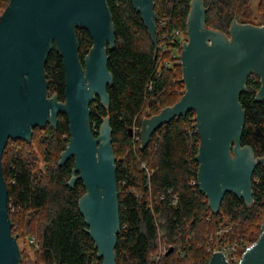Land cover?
<instances>
[{
    "label": "trees",
    "instance_id": "obj_1",
    "mask_svg": "<svg viewBox=\"0 0 264 264\" xmlns=\"http://www.w3.org/2000/svg\"><path fill=\"white\" fill-rule=\"evenodd\" d=\"M191 1L154 0L158 48L161 49L163 34H168L170 39L178 31L187 35ZM9 2L0 0L1 13ZM204 2L209 8V28L228 34L235 19L246 23L249 18L250 0ZM107 4L113 17L116 39L115 48L107 52L113 85L107 89L110 98L108 108L103 107L99 98L91 104L90 126L97 137L104 118H110L112 145L117 158L121 220L116 247L117 264H184L191 257L196 264H210L211 255L196 248L207 234L201 235L205 221L217 228L228 222L237 237L247 238L261 219L262 232L264 165H259L253 175L254 202L251 207L235 194L227 193L220 212L214 214L198 186L196 156L200 138L196 113L190 112L160 127L147 147L141 150L143 120L175 105L186 91L182 65L172 57L176 48L173 43L164 53L159 51L155 60L152 37L130 0H107ZM160 21H166L167 25L162 27ZM76 32L83 63L93 41L87 30L77 29ZM45 75L49 83L48 95H56L59 101L65 102L64 60L55 45L48 55ZM260 89V77L252 73L247 92L240 97L246 112L242 145L250 146L256 157H264V99L257 101ZM37 131H43L46 161L51 163L46 170L37 169V158L25 149L30 144L22 140L10 139L2 158L9 215L13 223L12 235L17 239L20 235L18 228L39 226L36 239L38 264H101L95 242L87 233L85 217L79 209V200L87 192L84 182L78 181L73 188L68 186L75 159L59 165L61 154L71 139L68 117L60 114L56 129L51 124L45 129H34L32 139ZM17 142L22 143L24 149L22 146L12 148ZM143 163L150 169V175L143 168ZM11 208L15 212H11ZM195 235L200 239L197 242ZM163 238L175 251L157 262L159 242ZM234 238L229 237L228 240L234 241ZM177 246L184 250L185 257L176 256ZM21 256L19 264H23Z\"/></svg>",
    "mask_w": 264,
    "mask_h": 264
},
{
    "label": "water",
    "instance_id": "obj_2",
    "mask_svg": "<svg viewBox=\"0 0 264 264\" xmlns=\"http://www.w3.org/2000/svg\"><path fill=\"white\" fill-rule=\"evenodd\" d=\"M130 1L152 37L156 60L154 0ZM208 11L204 0L191 1L188 40L181 53L186 91L175 105L145 118L140 137L144 150L160 127L196 113L198 186L212 212L218 214L227 193L243 199L248 207L253 205V175L264 165V157H256L250 146L242 145L246 112L240 103L252 73L261 80L257 101L264 99V26L235 19L227 34L207 26ZM77 29L87 30L93 41L83 63ZM54 45L64 60L65 102L48 95L45 65ZM115 45L107 0H10L0 16V264L22 260L12 235L2 170L4 151L10 139L30 143L34 129H45L48 124L56 129L60 114L68 117L71 139L59 165L75 159L68 186L84 182L87 192L79 200V209L87 233L95 242L101 264H117L121 220L110 118H104L97 137L90 126L91 104L99 98L103 107H109L107 89L113 85V76L107 52ZM210 264L228 263L223 252H215ZM240 264H264V223L258 241L247 248Z\"/></svg>",
    "mask_w": 264,
    "mask_h": 264
},
{
    "label": "rangeland",
    "instance_id": "obj_3",
    "mask_svg": "<svg viewBox=\"0 0 264 264\" xmlns=\"http://www.w3.org/2000/svg\"><path fill=\"white\" fill-rule=\"evenodd\" d=\"M247 12L249 18L246 23L242 24H251L258 27L264 26V0H250ZM49 97L52 96L49 95ZM41 132L43 131L36 132L35 138L32 139V141L29 143L30 145H28V147H25V149H29V152L32 154V156H35L37 158V169L40 170L43 168L44 170H46L47 167L51 165V163L46 161V149L43 144V134ZM21 146L23 148L22 143L17 142L12 145V148L16 147L18 149ZM261 223L262 220L259 219L254 229L250 230V232L248 233L249 236L247 238H240L239 236L237 237V234H234L235 231H233V227L231 225H228V222H224L222 223V225L220 224L217 228V226L215 227V225L210 226V223H206L205 221V224L201 226V235L204 232H207V234L205 235L204 241L197 244L196 248L203 254L205 253L208 256L211 255V258L215 252H220L221 247H236L238 245L239 248L236 247V250H238L239 252H245L247 248H250L252 245H254L256 243V239L260 237ZM38 227L39 226L37 224H35L34 226L26 225V227L24 226L23 228H18L20 232L17 230L20 233L17 241L21 254L23 255V264H38V248L35 244L31 243L32 239H38L39 237L37 235V231L39 230ZM229 237L234 238V241L228 240ZM199 240V237L195 235V242ZM159 244L163 249L167 248V253L168 250H173L171 254L174 253L175 248L173 246L169 247L168 245L170 244L166 239H161ZM183 253L184 250L181 247L177 246V251L175 253L176 256H180V258H182L181 256L185 257ZM192 259L193 257H191L188 261H184V264H196V261H192Z\"/></svg>",
    "mask_w": 264,
    "mask_h": 264
},
{
    "label": "built area",
    "instance_id": "obj_4",
    "mask_svg": "<svg viewBox=\"0 0 264 264\" xmlns=\"http://www.w3.org/2000/svg\"><path fill=\"white\" fill-rule=\"evenodd\" d=\"M3 13L4 12H2V13L0 12V16ZM160 25L162 27H165L167 25V22L166 21H160ZM187 40H188L187 35H185L183 32L181 33L180 31L173 34L172 39L169 38L168 34H163L162 35V46H161V49H160V47L158 48V53H159V51L164 53L168 49L169 44L173 43L176 45V48L173 51L172 57H173V59L178 60L179 63L181 64V53H182L183 42H186ZM142 166L146 170L148 175H150V169L147 167V164L143 163ZM11 212H15L14 209L11 208ZM31 243L35 244L36 247L38 248V243H37L36 239H32ZM236 247L239 248L238 245ZM236 247H221L220 248V252H223L225 260L228 264H240V262H241L243 254L245 252H239L238 250H236ZM166 249L167 248L163 249L162 247H159V254L156 258L157 262L161 259V257H163L167 254ZM234 253H236V254H234Z\"/></svg>",
    "mask_w": 264,
    "mask_h": 264
}]
</instances>
